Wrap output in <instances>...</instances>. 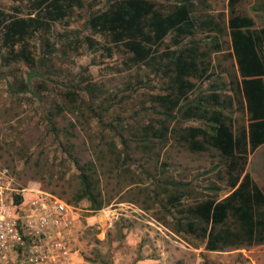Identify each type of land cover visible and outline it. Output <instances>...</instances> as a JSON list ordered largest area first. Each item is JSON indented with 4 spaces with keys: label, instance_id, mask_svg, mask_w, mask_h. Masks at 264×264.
<instances>
[{
    "label": "rangeland",
    "instance_id": "obj_1",
    "mask_svg": "<svg viewBox=\"0 0 264 264\" xmlns=\"http://www.w3.org/2000/svg\"><path fill=\"white\" fill-rule=\"evenodd\" d=\"M151 1L161 12L187 3L197 19L178 46L170 34L156 48V71L133 65L123 47L85 26L105 0H81L57 21L43 15L45 8L32 11L36 0H0L2 11L16 8L40 23L20 43L30 65L2 61L0 47V163L14 180V202L23 203L19 216L35 191L67 206L60 225L33 240L51 255L48 264H264V244L212 252L176 231L178 210L230 191L218 153L190 151L180 139L183 129L206 121L185 118L187 106L200 99L199 110L221 111L234 129L246 124L232 83L228 0ZM234 12L250 18L252 29L264 28V0H238ZM175 48H195L206 72L186 78L194 87L171 109L173 72L163 65ZM244 172L264 196V145L247 156ZM88 175L105 204L97 211L86 199L72 202ZM178 194L177 204L167 202ZM57 244L67 251L63 258Z\"/></svg>",
    "mask_w": 264,
    "mask_h": 264
},
{
    "label": "trees",
    "instance_id": "obj_2",
    "mask_svg": "<svg viewBox=\"0 0 264 264\" xmlns=\"http://www.w3.org/2000/svg\"><path fill=\"white\" fill-rule=\"evenodd\" d=\"M237 2L228 0L226 27L237 73L232 83L240 108L246 115V124L234 129L221 111L199 110L201 100L198 99L197 103L187 106L183 115L185 118L204 117L206 121L203 127L183 129L184 134L180 136L190 151H203L208 147L225 161L228 195L220 200L205 197L193 201L178 210L180 218L176 221L177 233L199 240L204 250L212 252L264 244V196L244 172L247 156L264 145V28L252 29L250 18L236 15L234 6ZM80 3L81 0H36L32 11L45 8L43 15L48 14L50 21H57L68 9ZM19 14L20 10L16 8L11 13L0 9V47L7 55L1 56V60L6 63L20 60L30 65L32 59L20 43L38 30L40 23L37 18L19 17ZM196 25L197 19L189 4L172 5L161 12L151 0H105L103 6L90 13L85 21L92 33L107 38L114 46L123 47L133 65H150L154 71L156 48L164 38L173 34L172 43L178 46L182 38L193 35ZM196 53L195 48H175L164 54L167 62L163 68L173 72L176 91V96L169 102L171 109L177 107L194 87L186 78L199 79L206 72L204 64L198 61L202 54ZM32 76L34 72L27 77ZM211 98L215 102L217 96ZM198 110L203 114H197ZM80 183V191L72 202L86 199L92 211L104 207L99 199L97 182L88 175L82 176ZM180 197L181 194L169 196L167 202L177 204Z\"/></svg>",
    "mask_w": 264,
    "mask_h": 264
},
{
    "label": "built area",
    "instance_id": "obj_3",
    "mask_svg": "<svg viewBox=\"0 0 264 264\" xmlns=\"http://www.w3.org/2000/svg\"><path fill=\"white\" fill-rule=\"evenodd\" d=\"M14 195H19L14 180L0 163V264H48L51 255L35 246L33 240L58 227L68 208L50 194L35 191L25 204L26 214L19 216L17 207L23 203L17 205ZM57 247L59 258L67 255L63 246ZM54 264L58 262L54 260Z\"/></svg>",
    "mask_w": 264,
    "mask_h": 264
}]
</instances>
